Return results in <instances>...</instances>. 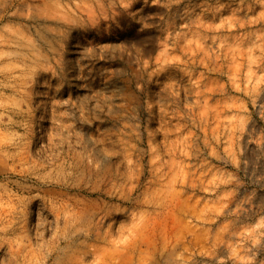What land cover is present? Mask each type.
Listing matches in <instances>:
<instances>
[{"label": "rangeland", "instance_id": "374dc122", "mask_svg": "<svg viewBox=\"0 0 264 264\" xmlns=\"http://www.w3.org/2000/svg\"><path fill=\"white\" fill-rule=\"evenodd\" d=\"M0 264H264V0H0Z\"/></svg>", "mask_w": 264, "mask_h": 264}]
</instances>
